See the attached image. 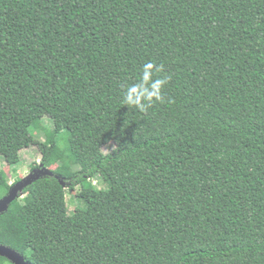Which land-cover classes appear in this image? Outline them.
Returning a JSON list of instances; mask_svg holds the SVG:
<instances>
[{
	"label": "trees",
	"instance_id": "16d2710c",
	"mask_svg": "<svg viewBox=\"0 0 264 264\" xmlns=\"http://www.w3.org/2000/svg\"><path fill=\"white\" fill-rule=\"evenodd\" d=\"M34 146L0 215L27 262L264 264V0H0V160Z\"/></svg>",
	"mask_w": 264,
	"mask_h": 264
},
{
	"label": "rangeland",
	"instance_id": "374dc122",
	"mask_svg": "<svg viewBox=\"0 0 264 264\" xmlns=\"http://www.w3.org/2000/svg\"><path fill=\"white\" fill-rule=\"evenodd\" d=\"M43 124L46 128L45 130H43L42 132H35L34 130H32L31 135L34 136L37 139V141H39L40 143H45L47 145H50L51 137L53 136V132L50 130L51 125L47 122V120H43ZM108 150L109 148L105 149L106 152ZM40 159L41 157L39 150L36 146H34L27 150L22 151L20 156L21 164L16 168V170L9 169L8 166L1 160H0V170H2L7 174L8 184L13 185L21 181L25 177L29 176L31 174L30 165L32 163L39 164ZM56 167L57 166L54 165L52 166V169H55ZM92 184L99 187L105 193L107 192V188H105L103 185L99 183V178H94L92 180ZM66 202H67L68 213L72 215L77 204L73 200L72 194H70L69 192L68 193L66 192Z\"/></svg>",
	"mask_w": 264,
	"mask_h": 264
},
{
	"label": "water",
	"instance_id": "95a60500",
	"mask_svg": "<svg viewBox=\"0 0 264 264\" xmlns=\"http://www.w3.org/2000/svg\"><path fill=\"white\" fill-rule=\"evenodd\" d=\"M47 175H52V173L47 168H44L40 165L38 169L31 171L29 176L12 185L7 195L0 199V215L8 210L11 203L23 197L24 189H26L38 179ZM61 185L62 187L65 186L62 181ZM0 257L5 258L11 264H31L30 262H27L25 258L18 252L3 245H0Z\"/></svg>",
	"mask_w": 264,
	"mask_h": 264
},
{
	"label": "clouds",
	"instance_id": "9594fccd",
	"mask_svg": "<svg viewBox=\"0 0 264 264\" xmlns=\"http://www.w3.org/2000/svg\"><path fill=\"white\" fill-rule=\"evenodd\" d=\"M152 65L151 64H147L145 65V75H144V80L145 82H147L148 80V71L151 69ZM161 81H157L155 84L152 85V91L147 93V97L148 99H152L153 97H155L157 100L159 99V90H160V85H161ZM145 95L144 92H139L137 91V88L133 87L130 88L128 91V94L125 98L124 103L126 105H137L139 107H141V110H143L140 101L141 98ZM135 98V99H134Z\"/></svg>",
	"mask_w": 264,
	"mask_h": 264
}]
</instances>
